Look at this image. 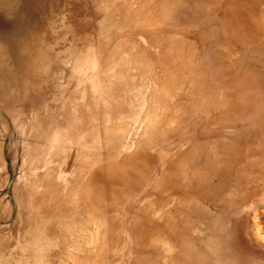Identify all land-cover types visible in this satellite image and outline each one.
I'll use <instances>...</instances> for the list:
<instances>
[{
	"label": "rangeland",
	"instance_id": "obj_1",
	"mask_svg": "<svg viewBox=\"0 0 264 264\" xmlns=\"http://www.w3.org/2000/svg\"><path fill=\"white\" fill-rule=\"evenodd\" d=\"M0 264H264V0H0Z\"/></svg>",
	"mask_w": 264,
	"mask_h": 264
}]
</instances>
